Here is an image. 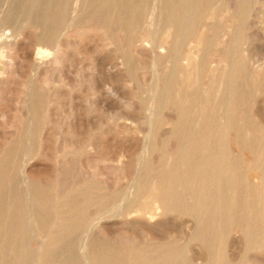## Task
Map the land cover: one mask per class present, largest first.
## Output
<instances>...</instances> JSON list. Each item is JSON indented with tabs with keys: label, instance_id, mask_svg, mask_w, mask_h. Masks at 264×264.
Wrapping results in <instances>:
<instances>
[{
	"label": "rangeland",
	"instance_id": "374dc122",
	"mask_svg": "<svg viewBox=\"0 0 264 264\" xmlns=\"http://www.w3.org/2000/svg\"><path fill=\"white\" fill-rule=\"evenodd\" d=\"M227 1L214 0V7L204 13L201 23L196 25L197 36L190 40L180 32L174 34L163 29L162 0H0V168L5 166L2 161L8 165L4 167L5 170H0V173L5 172L0 174V214L1 217L6 216L14 204L18 211V218H15L17 220L14 222L19 224V218L23 214L22 219L26 221L28 209L24 202L28 201L38 218L37 227L34 223L30 224L31 228L26 223L28 227L18 226L17 231H20L16 232L15 236L9 235V242L5 245L2 241L4 232L0 231V264H42L40 258L50 245L48 239L51 233L70 218L75 219L76 213L73 215L71 212L80 207L85 213V221L89 223L104 211L114 210L109 212L113 213L110 217L112 220L93 226L86 240L83 239L82 231L78 230L79 234L70 241V249L74 250L82 264H91L87 259L91 251L90 243L93 241L103 246V250H106L105 246L112 245L111 247L120 251V264H138V254L144 246L154 248L170 245L180 248L176 264L187 260L191 264H217L216 259H213L217 257L218 251L219 264H264V196L254 198L250 190L258 185L264 193V178H261L264 170V0L253 4L252 10L250 7L245 15L238 14L229 7ZM151 10L154 16L150 27L152 32L148 34L147 21ZM249 13V19L245 22ZM211 15H214L213 18ZM201 33L202 40L198 38ZM222 33L226 35V39L225 44L221 45ZM234 33L240 38L239 56L245 69V81L253 83L255 92L249 94L246 103L249 121L245 131L249 138L247 144L240 145V140L233 137L229 129L217 142L207 141L211 142V148L216 151L214 158L222 156L217 152L222 148L227 156L242 160L238 190L227 191L228 199L222 209L225 211L223 214L226 213L225 216L229 215L227 219L224 217L222 230L225 231L214 237L212 244L215 246L208 247L192 235L198 228L196 215L173 211L159 216L155 221L137 223L138 220L131 217L134 212L123 215L121 209L126 205L133 208V203L138 201L137 184H157V179L148 173L154 174V171L158 173L170 168L178 174L183 172L184 165L179 164L184 154L179 141L182 136L177 139L171 130L179 115L176 111L179 110L172 105L174 108L170 107L171 111L170 105H166L167 85L174 67L172 60L177 55L190 56L191 52L194 55V52L201 48H209V57H214L219 53V49L226 46L228 38ZM134 38L160 42L163 47L158 48L157 52H151ZM130 45L135 49H131ZM141 48L143 50L140 51L146 50L145 54L137 52V49ZM254 66L256 73L251 75ZM180 75L178 73L177 78H182ZM196 76L197 73L193 72L190 81L195 80ZM199 80L190 89H199L202 85L199 97L204 100L208 95L210 77L207 75ZM29 90V101H33V95L40 100L41 115L38 114L36 120L34 118L33 134L28 141V122L22 103L23 99L29 98ZM213 91L210 92L212 97ZM152 102H156L155 105L151 104ZM211 104L213 105V102ZM166 107L170 110L165 109ZM193 107L191 111L194 116L183 123V127L196 131L198 126L204 125L205 118L198 120V107ZM166 110L173 112H169L174 115L171 120L165 119ZM125 113L129 114L128 117ZM219 121L222 120L217 119L216 125L222 127ZM202 128L204 127L199 129ZM20 137H23V140ZM17 141L21 142L20 145ZM4 157L10 161H6ZM211 168L218 170L219 164H213ZM147 175L150 178H147ZM25 176L29 190L26 189ZM152 180L156 181L155 185ZM186 184L177 186L179 191L186 192L183 201H196L192 196H187H190V192L199 193L203 189L202 178L198 177ZM189 189L190 192L187 191ZM32 190L39 195L36 203L32 199ZM123 192L129 195L119 209L117 206ZM15 193L21 196L16 203ZM27 195L30 197H26ZM234 196H237V205L234 203ZM203 198L202 195L201 199ZM69 199L73 204L68 203ZM18 201L19 204L23 201L22 208L17 206ZM216 207L217 205H214L213 210H217ZM41 212L43 214H40ZM89 212L95 214L92 213L91 217ZM126 221L129 223H125ZM214 223L216 227L218 221L215 220ZM141 228L149 234L147 242L141 239ZM101 231L107 238L103 239L99 235ZM68 254L64 248L60 254L62 257L59 255V258L63 259ZM1 260L10 261L3 263Z\"/></svg>",
	"mask_w": 264,
	"mask_h": 264
},
{
	"label": "bare ground",
	"instance_id": "6f19581e",
	"mask_svg": "<svg viewBox=\"0 0 264 264\" xmlns=\"http://www.w3.org/2000/svg\"><path fill=\"white\" fill-rule=\"evenodd\" d=\"M258 1L259 0H228L227 2H228L229 7H231L233 10H236V12L238 14L245 15V13H247L248 9L251 7V10H252V7ZM160 2H161V0H160ZM213 2H214V0H162L163 21H164L163 29L164 30H168V31H170V33H174V34H176L177 32H180L182 35H186L187 37H189L190 40H192L194 38V36L196 35L195 34L196 25H198V23L200 21H202L201 20V18L203 17L202 15L204 13L206 14L209 9L211 10L214 7ZM152 7L154 9V6H152ZM74 9H77V8H74ZM52 11H55V10H52ZM73 13H71V14H73ZM153 14L154 13L151 10V14H150L149 19L147 21L149 23V26H148V28H149L148 31L149 32H148V34H151L150 31L152 32V30H150L151 29L150 27H151L153 16H154ZM131 15H133V14H131ZM213 16L211 15L212 18H213ZM249 16H250V13L247 14V16L245 18V22L248 21ZM66 17H67V15H66ZM71 17H72V15H71ZM98 17H99V15H98ZM159 19H160V17H159ZM205 19H207V18H205ZM120 26H122V25H120ZM143 27H145V26H143ZM106 28H107V26H106ZM51 31L49 33H51ZM135 36L137 37V34H135ZM135 36H133V37H135ZM220 37H221L220 44L221 45L225 44L224 43V39H226V35L224 36V34H223ZM138 38H134V39L138 40ZM198 38L200 40L203 39L202 33L199 34ZM134 39H133V41H134ZM239 39L240 38H239V35L237 33H234L233 35H231V37H229L228 40H227L226 46L223 45L224 48L221 46L222 49H219V51H218L219 53L217 52L218 54L215 55L214 57L213 56L209 57L210 56L209 52H208L209 48L208 49H205V48L202 49L201 48V50L198 49V51L194 52V55L191 52L192 55H190V56H187V55L179 56V55H177V56H175V58L173 57L174 59L172 61H173L174 67H172L173 65L171 64L172 65L171 66L172 67V73H171V76H170V79H169L168 85H167L166 105H168V106L170 105L169 108L172 107V105H173L179 110V111H176V113L179 112V115L177 117L175 126L172 123L173 124V126H172L173 129H171V130H172L173 134L176 136V138L179 137V136H182V137H179L180 138L179 141L181 142V147H183V152L182 153H184V154H183V157H182V162L179 160L181 163H179V162L178 163L179 164L183 163L184 169H183L182 173L179 172L181 175L176 173L175 171H173V169H171V168L170 169L161 168V169H164V170H162V171H160L158 173H156L154 171V174H153V172L152 173H148L150 176H152V177L157 179L156 180L157 182L155 181L157 184L155 185L154 184L155 182L153 180L152 181H153V184L155 186H150L148 183H145L143 181H142L143 185L142 184H137L136 187L138 189L137 192H139L138 193L139 194V198L137 197L138 201L133 203L134 204L133 208H130L131 205H126L125 208L121 209V206H123L125 204L127 196L129 195V194H127V192H123V194L119 198V200H120L118 202L119 204L117 203L118 204L117 207L119 209H121V214L127 215L129 213L134 212V214L131 217L136 218V220H138V222L136 221L137 223L155 221V219H157L159 216L166 215L167 213L173 212V211H177V212L183 213V214H191V215H194V216L196 215L195 217L198 216L197 219H196V221L198 220V223H197L198 226L196 225L198 228H197L196 233H192V235L195 236L196 239H199L202 242L201 244H203L205 246L207 245L208 247L213 245L212 243L215 241L214 237H218L220 232H224L225 231V230L224 231L222 230V229H224V227H222V225L225 222L224 221L225 220L224 217L225 218L229 217V215L225 216L226 213L224 215L223 212H225V211L224 210L222 211V209H223V207H224V205L226 203L225 200L228 199V197L226 195L227 191L233 190V191L237 192L236 190H238L237 189L238 188L237 183H239V179H240V177H239V168H240V164H242V163H240L242 160H238L237 158H231L230 156H227V153L222 148L219 151L217 150L218 154H220L222 156L220 158H218V157L214 158V154H216V151L211 148V146H210L211 142H207V141L208 140H215L217 142V139H219V137H221L223 135H226L227 129H229V133L230 134H233L232 135L233 137L237 138V140H240L239 141L240 145L241 144L245 145L249 141V138H247V135H246V132H245L247 130L246 128H248V125H249V121H248V118H247V115H246V103H247V99H248L249 94L251 92H255V89H254V85H253V83L251 81L248 82V83H246V81H245V77H244L245 76V73H244L245 69H244V65L242 64V60H241V58L239 56V48H240ZM161 40H162V38H161ZM186 40H188V39H186ZM120 41H121V39H120ZM129 41H131V40H129ZM138 41H140L143 44V46L145 45L147 48H149L151 50V52H154V51L158 50V48H162L163 47V45L160 42L153 43L151 40H146L145 38H141ZM170 44H172V43L170 42ZM132 45H130L131 49L134 48ZM177 45L179 46V44H177ZM142 48L139 49V50L137 49V52L145 54V52H146L145 49H144V51H140V50H143ZM189 51H191V50H189ZM159 52H161V50H159ZM181 52H182V50H181ZM147 53H148V51H147ZM165 53H166V51H165ZM164 56H166V55H164ZM167 56H169V55H167ZM157 58H159V56H157ZM163 60H165V59H163ZM254 68H255V66L252 69V74L251 75H255V73H256L254 71ZM193 72L197 73V76H196L197 78L195 80H192L193 81L192 82L190 80L192 79L191 75L193 74ZM178 73L181 74L180 76L182 78H177V74ZM166 74H168V73H166ZM207 75H209V77H210V82L208 83L209 89H208V95L206 97H204L205 99L203 100V99H201L199 97V92L203 88V86L200 85L199 89H190V87H192L193 84H195V83L197 84L198 81H200L199 79H204V76H207ZM168 76H169V74H168ZM161 77L163 78L164 76H161ZM157 78H158V76H157ZM161 81H163V79ZM160 85L162 86V83H160ZM31 90L28 91L29 98L27 97V98L23 99V103L21 102L22 103L23 112L25 113L26 118H27V122H28V125L26 127V137H27L28 141H29V139H31V136L33 134L32 129H33L34 118L36 120V116L39 114V111H40L39 110V106H40L39 105L40 104L39 101L40 100H39V98L36 95L32 96L33 97V101L32 100L29 101V99L31 97ZM164 90H165V87H164ZM205 90L207 92V88ZM212 90H214L213 91L214 92L213 97H212V95L210 93ZM156 96L158 97V95H156ZM103 98L105 99L106 97H103ZM101 100H102V98H101ZM28 101H29V103H28ZM31 101H32V103H30ZM107 101H108V98H107ZM211 102H213V105L211 104ZM155 103L152 102L151 104L155 105ZM112 106H114V105H112ZM193 106L198 107L197 108V112H198L197 113V115H198L197 119L200 120L201 118H205V122H203L204 125L200 121V124H202L203 126H198V128L196 130L198 132L191 131V130H194L193 128L192 129H190V128L188 129L187 127H183V123L188 122L194 116L192 111H191ZM173 108L174 107H172V109ZM193 108L195 110V107H193ZM47 109H48V107H47ZM165 109L170 110L171 108L168 109L166 107ZM172 109H171V111H172ZM169 112L167 111V113L165 114V111H164V116H165V119H167V120H171L172 119V115L173 114L171 115L170 113H173V112H170V113ZM161 114H163V111H162ZM40 115L41 114H39L38 116H40ZM128 115H127V117H128ZM153 115H154V113H153ZM173 117H174V115H173ZM159 119H161V118H159ZM217 119H221L222 120L221 122L219 121L223 125L222 127L221 126L217 127V125H216V120ZM202 120H204V119H202ZM38 121H39V119H38ZM155 123H157V121ZM167 123H170V122H167ZM158 124H160V123H158ZM36 125H38V124H36ZM201 127H204V128H202V130H201V129H199ZM42 129H41V132H42ZM260 129H261V127H260ZM173 134L170 133V135H172V137H173ZM20 136H21V133H20ZM186 136L188 137V139H187ZM18 140H20V139H18ZM21 140H23V137L21 138ZM17 142L20 145L21 142H19V141H17ZM10 148H11V146H10ZM18 148L19 147H17V149ZM11 149H13V147ZM6 151H7V148H6ZM177 152L180 153V151H177ZM11 153H12V151H11ZM230 154H232V152ZM260 154H262V153H260ZM5 159H4V161H5ZM7 159H6V161H10V160H7ZM256 159H258V158H256ZM1 160L2 159H0V163H1ZM13 160H15V159H13ZM13 160L11 162H13ZM14 162L16 163V161H14ZM174 163H175V161H174ZM2 164H5L4 167L8 166V165L6 166V163L3 162V161H2ZM213 164H219L218 170H214L212 168L210 169V167ZM163 165H165V164H163ZM4 167L0 168V170L4 169ZM22 167H23V165H22ZM2 172H4V171H2ZM9 172H10V170H9ZM6 176H7V174H6ZM150 176L148 177V175H147V178H150ZM198 177L202 178V188L203 189H201V191H199V193L198 192H194V193L190 192V189L187 190L188 192H190V196H187V197H191L192 196L194 199H196V201L192 200L191 202L186 203L188 200L186 202L183 201V199L185 198L184 193H186V192L179 191V189H177V186H179V185L181 186L183 184L187 185L186 183H190V181H194ZM147 178H145V180ZM261 178H264V170L261 173ZM10 179H8V180L10 181ZM14 179H15V177H14ZM141 179H142V176H141ZM247 180H248V178H247ZM25 181H26V184H27L28 183L27 182V177L25 178ZM146 181L148 182V179ZM5 182H7V181H5ZM42 182H44V181H42ZM149 182H151V180ZM138 185H141V186H138ZM190 187H191V185H190ZM0 189H1V186H0ZM26 189L27 190L30 189V188H28V184L26 185ZM215 189H216V191H215ZM250 190H252V192H251L252 195L251 196H253L254 198L259 199V198L264 196V193L261 191L260 186H258V185L253 186ZM0 191H2V190H0ZM15 195H14L15 196L14 199H15V203H16V200L20 199L19 197H21V196L17 195L16 193H15ZM32 195H33L32 199H34L33 201L36 203L38 201L37 197L39 195L37 196V193L34 190H32ZM202 195L204 197L203 199H201ZM74 196H71V197L73 198ZM26 197H30V196L27 195ZM110 197H109V199H110ZM76 199H77V197H76ZM76 199L74 198V200H76ZM233 199L235 201L234 202L235 205H237V203H238L237 196H234ZM9 200H11V199H9ZM111 200H112V198H111ZM114 200H115V198L113 199V201ZM86 201L89 202L90 200H86ZM256 201H258V200H256ZM22 202H20V204H19V201H18L17 206L18 207L21 206V208H22V204H23ZM72 202L73 201H71V200L68 201V203H70V205L73 204ZM97 202H99V201H97ZM24 203H26V206H27V209H28L27 210L28 211V217H27L26 221L23 220L24 219L23 218L24 214H23L22 217L19 218L20 219L19 224L15 223L16 220H17V219L15 220V218H18V211H17V209H16L14 204L10 208V212L6 216L3 217V215H2V217H1V214H0V231L4 232L3 235H2V237H3L2 241H4L3 245H5L7 243V241L9 240L8 239L9 235L15 236L16 232L20 231V230L17 231V229H19V227L21 228L22 225H26L27 224L29 226V228H31L30 224L34 223L35 226H36L38 218L36 217L35 211L32 210L31 203H29L28 201L24 202ZM5 204H7V203H5ZM65 204L68 205L67 203H65ZM107 205H108V202H107ZM214 205H217V207H216L217 210H213V209H215ZM105 206H106V204H105ZM84 207H85V205H84ZM74 208H75V205H74ZM98 209H100V208L98 207ZM102 209H104V208H102ZM7 210H8V208H7ZM18 210H20V209H18ZM40 210H42V209H40ZM67 210H69V209H67ZM73 211L74 212H71V213L73 215H74V213H76L75 219H73V218L71 219L70 218L68 221L65 222V224L63 226H60L57 230H54L51 233V235H50V237L48 239L50 245L47 247V249H45L43 251V253L41 255V258H40V261H42L41 262L42 264H80L81 262H79V260H78V255L74 252V250L70 249V246H69L70 241H72V239L74 237H76L77 234H79L78 230H79V232L82 231L83 239L86 240L88 238L89 234H91L90 232H91L93 226L95 227L98 224L100 225L102 221L112 220V219H110V217H111V215L113 213L112 214H110V213L113 212L114 210L113 211L111 209L110 210H106L98 217L96 215L97 218L92 220L90 223L88 221H85V213H84L82 207H80L76 211L74 209ZM97 211H99V210H97ZM6 212H8V211H6ZM89 213H87V214H89ZM92 213H90L91 215H89V216L92 217L93 214H95V213H93V214ZM40 214H43V213L41 212ZM114 215H116V214H114ZM66 216L68 217L67 214H66ZM231 216L233 218V215H231ZM89 218H87V219H89ZM128 218L130 219V217H128ZM215 220L218 221V223L216 224L217 225L216 227L214 226ZM86 222H88V223H86ZM136 222H133V223H136ZM246 222H247V220H246ZM125 223H129V221H126ZM233 223H234V221H233ZM141 225L145 226V224H141ZM39 226H41V225H39ZM137 226H139V225H137ZM227 226H228V224H227ZM154 227H155V225H154ZM95 230H98V229H95ZM139 232H140V235L142 237L141 239H143L142 241L147 242L146 240L149 239L148 238L149 234H147L142 228L140 229ZM96 234L98 235V233H96ZM103 234L104 233L102 231L99 232V235H101L103 239L107 238V236H105ZM21 235H22V233H21ZM80 235H82V234L80 233ZM260 235H261V233H260ZM23 237L24 236H22V239H23ZM150 238H152L151 235H150ZM12 239H13V237H12ZM14 243H11V244H14ZM108 243H110V242H108ZM90 244H91V246H90L91 249L90 248L89 249L91 250L90 251L91 253L89 252L90 256H88L87 261H89L91 264H120V260L122 258V257L120 258L121 252L118 251L117 249H114V247H111L112 245L111 246H109V245L105 246L106 250H103L104 247L98 245L94 241H93V243L91 242ZM256 245H258V244H256ZM20 246H21V244H20ZM213 246H215V245H213ZM6 247H8V246H6ZM17 247H19V245H17ZM64 248H66V250H67V252L69 254L64 256L63 259H60L62 257L60 254H62V250ZM84 248H85V246H84ZM1 249H0V251H1ZM81 249H83V248H81ZM12 250H14V249H12ZM14 253H15V251H14ZM16 253H18L17 250H16ZM21 253L19 254V258H20ZM179 253H180V248L177 247V246H174V245L173 246H171V245L170 246H157V247H154V248H150V247L148 248V247L144 246L139 251V254H138L139 260H137V263H138V261H140L138 264H176L177 259L179 257ZM218 253H219V251H218ZM218 253H217V257L219 256ZM59 255L61 256L60 258H59ZM211 256H214V255H211ZM16 257H18V255ZM217 257L214 258L213 260L216 259L215 261L217 262V264H219L218 263L219 259L217 261ZM4 261L7 262V261H10V260H3V261L1 260V262H3V263H4ZM215 261H213V262H215ZM14 263H16V261H14ZM210 263H212V262H210ZM4 264H8V263H4ZM86 264H88V263H86ZM182 264H191V262L187 260V261H185Z\"/></svg>",
	"mask_w": 264,
	"mask_h": 264
}]
</instances>
